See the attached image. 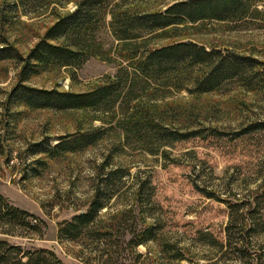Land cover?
I'll list each match as a JSON object with an SVG mask.
<instances>
[{
  "label": "rangeland",
  "instance_id": "obj_1",
  "mask_svg": "<svg viewBox=\"0 0 264 264\" xmlns=\"http://www.w3.org/2000/svg\"><path fill=\"white\" fill-rule=\"evenodd\" d=\"M12 1L0 0V40L7 41H0V46L14 45L23 55L56 19V13L74 7L70 1L59 6L57 12L53 5L34 8L18 0L15 10ZM172 1L147 0L144 7L164 9ZM181 32L180 37L234 50L261 64L251 84L232 80L208 92L181 89L168 93L160 102L172 104V110L166 108L183 118L186 125L191 124L188 129L215 127L226 134L208 135L205 131L174 141L164 147L169 151L167 158L161 151H144L134 142L123 144L120 130L108 123L100 127L103 132L98 140L82 149L53 157L32 153L33 143L46 140L54 145L70 139L73 133L92 131L102 124L92 120L89 109L55 110L8 102L18 82L20 61L0 60V192L12 204L43 220L40 232L16 229L14 234L0 232V238L24 248H49L67 264H84L78 256L80 241L59 240L57 225L85 210L97 180L120 166L128 174L125 172L116 183L118 190L102 208L101 217L119 210L126 218L133 212L138 228L149 224L158 227L156 239L135 247L142 253L140 261L158 256L165 264H264V228L258 227L264 224V129L234 135L251 121H264V23L256 19L236 24L196 22ZM97 35L107 48L114 43L107 28ZM176 38L159 36L154 41L162 44ZM116 67L115 62L89 56L75 69L49 68L32 75L26 83L79 92L104 74H113ZM41 158L45 165L38 162ZM144 177L149 179L152 194L141 206L135 192ZM205 190L212 196H206ZM228 201L239 205V217L246 216L247 224L258 223L254 232L248 225L247 231L237 229L232 236L238 240L234 246L228 245L225 231ZM121 254L124 264L133 263L129 250ZM121 259V255L114 258L115 264Z\"/></svg>",
  "mask_w": 264,
  "mask_h": 264
},
{
  "label": "trees",
  "instance_id": "obj_2",
  "mask_svg": "<svg viewBox=\"0 0 264 264\" xmlns=\"http://www.w3.org/2000/svg\"><path fill=\"white\" fill-rule=\"evenodd\" d=\"M19 1L23 6L31 4L34 8L53 5L56 11L70 1L74 7L64 13L57 11L56 19L25 55L14 45L0 46V60L14 58L20 61L18 82L9 94L8 102L55 110L89 109L93 112L92 120L97 119L102 124L96 125L92 131L73 133L70 139L54 145L46 140L33 143L30 146L32 153L53 157L82 149L98 140L103 132L100 127L108 123L120 130L123 144L134 142L144 151L153 154L161 151L167 158L169 151L164 147L174 141L198 136L205 131L208 135L226 134L215 127L188 129L191 124L186 125L183 118L171 111L172 104L160 102L168 93L181 89L208 92L232 80L251 84L260 71L261 63L254 57L215 45L206 46L180 35L183 34L181 30L194 27L196 22L236 24L256 19L264 23V0H174L167 2L164 9L153 10L144 7L147 0ZM17 2L12 1L15 10L19 7ZM23 10L28 12L26 7ZM1 14L2 18L6 16ZM102 28H107L114 38L111 47H105V42L97 35ZM159 36L179 38L155 44L154 38ZM0 41L7 43L6 39ZM89 56L115 62V72L104 74L87 90L79 92L33 87L26 83L32 75L49 68L75 69ZM259 129H264V121H251L236 130L234 135ZM38 162L45 165L42 158ZM125 172L128 174L127 169L118 166L103 173L94 186L87 208L57 225L59 240L80 241L82 248L78 256L84 264H115L114 258L119 255L122 257L120 264H124L121 251L126 249L133 254L132 264H165L158 256H148L147 260L140 261L142 253L135 248L156 239L158 227L155 224L138 228L135 213L124 218L119 210L109 217H101L102 208L118 190L116 183ZM151 189L149 179L142 178L135 192L141 206L143 201L150 200ZM203 192L212 196L208 190ZM228 206L225 231L228 245L233 243L234 246L238 240L232 236L237 229L246 230L248 225L249 231L254 232L258 223L247 224L246 216L239 217V205L228 201ZM143 217L141 214L144 221ZM42 224V219L12 204L0 192V232L14 234L16 229L40 232ZM258 227L263 229L264 224L260 223ZM181 256L176 255V258ZM0 264L67 263L49 248H24L2 237Z\"/></svg>",
  "mask_w": 264,
  "mask_h": 264
}]
</instances>
